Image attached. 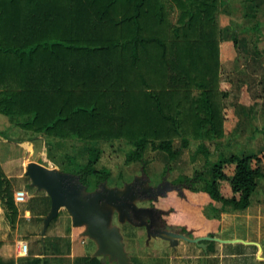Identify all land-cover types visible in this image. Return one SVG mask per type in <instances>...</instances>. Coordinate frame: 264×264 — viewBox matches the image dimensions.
I'll return each instance as SVG.
<instances>
[{
  "label": "trees",
  "instance_id": "obj_1",
  "mask_svg": "<svg viewBox=\"0 0 264 264\" xmlns=\"http://www.w3.org/2000/svg\"><path fill=\"white\" fill-rule=\"evenodd\" d=\"M179 9L168 19L167 3ZM222 0H0V114L33 139L41 134L80 141L122 140L132 145L127 163L146 174L147 149L165 152L169 162L188 148L209 157L206 142L225 135L220 86L219 11ZM238 44V38H233ZM179 139L181 147L176 146ZM100 146L86 161L68 156L64 171L93 190L112 170L98 166ZM233 165L230 175L227 168ZM264 178V156L221 155L212 176L204 170L180 175L160 198L170 203L162 225L200 222L199 209L244 210ZM232 195L223 193V182ZM203 182V187L199 184ZM12 181L0 164V203L15 226L19 208ZM159 198V199H160ZM56 219V218H55ZM199 219V221H198ZM203 222V221H201ZM200 222V223H201ZM193 229H197L192 227ZM0 264H16L0 257Z\"/></svg>",
  "mask_w": 264,
  "mask_h": 264
},
{
  "label": "crops",
  "instance_id": "obj_2",
  "mask_svg": "<svg viewBox=\"0 0 264 264\" xmlns=\"http://www.w3.org/2000/svg\"><path fill=\"white\" fill-rule=\"evenodd\" d=\"M256 4L262 7L256 8L257 10H255L254 7ZM242 8L246 13L257 16L260 20L258 22H264L261 19L264 15V0H252L246 3V5H243ZM245 24L249 27L248 20L242 21L240 25L234 27V34L238 35L236 31H238L240 26ZM249 30L256 32V34H253L254 38H256V35H260L261 40H264V25L261 31H257L256 26L249 27ZM238 36L237 45L234 43L233 45L230 44V39L228 38H226L227 40L222 39L220 43V58L222 59V46L224 44L228 43L234 46V48L240 46L244 55L242 54L240 58L235 57L234 59L235 62L238 60L234 78L238 79L237 82L246 80L247 83L246 85H240L239 90L236 89L237 93L234 95V103L229 104L223 102L226 117L224 123L225 135L218 143L229 144L230 142H243L247 136L251 137L254 131V128H251L252 125L249 122L254 119L261 121L264 118V103L254 104L253 101L255 98L251 99V94L259 96L255 88L256 81L262 75L255 72L254 65L260 63L262 64L261 67H264V47L263 54L256 53V51L254 54H251V50L247 46L248 37ZM231 40L233 41V39ZM252 46L253 44L251 48ZM222 64L221 60V70ZM249 65L251 66L249 67ZM261 100L258 99V101ZM236 101H243V103L235 104L237 103ZM41 137L35 136L33 139H30L31 137L29 135L17 141L4 138L0 145L3 144L9 147L16 146L17 143L29 155V152L34 151L35 143L39 142ZM179 157H177V160ZM26 158L24 157L21 160H17L13 156L11 158H5V162L12 161L16 165L13 172L9 173V171L4 169L12 181L15 192L25 189L20 184L21 181H25L23 179H30L25 175ZM48 162H50V165H46L51 166L53 164L52 167L62 169L52 160L48 159ZM0 164L4 168L1 161ZM262 179L264 180V178ZM26 192V200L16 203L19 208V216L16 222V226H18L17 231L23 227H26V229L33 228L35 230L41 226L44 227V217L51 207L50 197L45 191L36 189L31 195H29L28 191ZM35 195H38L39 202H32V198ZM22 203H25V205H21ZM169 203L170 201L167 198H160L156 203V207L160 210H165ZM205 206H208V204ZM205 206L198 210L201 219L200 222H203L192 223V227L199 230L196 231V229L190 227L187 232H182L183 234H189L191 238L204 237L200 244L180 240L173 247L169 241L161 238L148 239L146 231L147 242L151 246L149 245L146 248L149 250L148 252H144L140 256L139 259L141 260L136 261L134 264H264V185L260 186L259 180L257 191L251 197L249 207L244 210L222 212L216 220H213L204 214ZM0 208L1 210L4 209L1 203ZM3 214L6 216L5 209ZM58 218L51 222L44 240L41 235L38 238L39 235L33 233L30 238L19 240V246L13 247L8 257L13 258L16 264H116V261L111 260L109 256L96 254L98 246L93 239L82 235V229L84 228L73 227L71 224V231H68L69 226L67 227L65 224L64 227H66L67 231H63L62 228L64 227L62 225L64 222L63 220L58 221ZM123 224L126 225L127 222ZM128 224L130 226L132 225L130 223ZM183 225H185L183 220H178L174 223V226L179 230H181ZM10 226L8 225V229H11ZM23 244H28L27 253L21 250ZM152 246L154 247L150 250Z\"/></svg>",
  "mask_w": 264,
  "mask_h": 264
},
{
  "label": "rangeland",
  "instance_id": "obj_3",
  "mask_svg": "<svg viewBox=\"0 0 264 264\" xmlns=\"http://www.w3.org/2000/svg\"><path fill=\"white\" fill-rule=\"evenodd\" d=\"M252 0H222V4L220 6L219 11V23L222 26V30L224 31L222 34L223 40L228 38L230 39V44L233 45V39L235 36L239 39L241 37H248V47L251 50V54L256 53L263 54L264 40L260 35H256V38L253 37V34H256L253 30H249V27L256 26L257 31H261L264 25V22L260 21L257 16H252L251 14L246 13V11L242 8L243 5L249 3ZM168 6V19L176 24L179 19V9L177 6L169 1L167 3ZM254 7V6H253ZM262 7L259 4L255 5L256 8ZM242 19L241 21H239ZM264 20V15L261 17ZM248 20V24L242 25L239 27L238 35L234 34V27L240 25V22H244ZM258 25L260 26L258 28ZM230 29H232L230 31ZM233 32V33H232ZM227 40V39H226ZM253 44L252 48L251 45ZM224 44L222 46V70H221V80L220 86L221 89L227 92L228 96L226 99H223L222 102L225 103H234L235 102V94L237 90H239L240 85H246V80L237 82L238 79L234 78V73L237 71V61L235 62V57H241L243 53L242 48L239 46L234 48V46ZM261 48H260V46ZM264 57V56H263ZM238 59V58H237ZM262 64L256 63L254 65V70L257 73H260L262 77L260 79H256V93L259 96H255L251 94V99L255 98L253 101L254 104L264 103V67H261ZM251 65H249L250 67ZM244 72V71H242ZM246 72H248L246 70ZM249 73V72H248ZM237 76V75H236ZM249 81V80H247ZM238 87V88H237ZM230 97V98H228ZM258 99H262L258 101ZM238 103H243V101H236ZM246 103V102H244ZM224 105V104H223ZM227 105V104H226ZM257 108V107H256ZM252 122V123H251ZM249 122L252 125L251 128H254L251 137H246L243 142H230L227 143H218L219 140L207 141L206 144L212 152L209 157H204L201 153H196L197 146L200 141L191 138V144L188 148H180L181 142L179 139L176 140V146L180 148V157L170 161L171 163V171L165 172V166L169 162V158L165 152L162 151H154L151 148L147 149L145 152L144 158L148 161V165L146 167L147 173L153 174V177H149L153 182H159L162 174H165V179L170 183L176 180L180 175H188L192 176L195 170H204L206 179H210L212 176V168L213 165L219 160L221 155L229 156L231 154H260L261 156L264 153V118L261 121L256 119L251 120ZM258 130V132H256ZM34 136V133H29L26 130L21 129L16 126L8 116L0 114V144L6 138L7 140L17 141L18 139H22L27 136ZM42 136L39 142L35 143L34 151L29 152L30 154L25 152V150L19 145L6 147L5 145H0V161L3 163L4 168L7 171L13 172L16 165L12 161L5 162L6 157L13 156L17 160H21L24 157L26 158V162L28 163L31 160L39 161L43 164L50 165L48 159L52 160L55 164H58L62 169H70L67 164L68 156H77L79 162L86 161L87 149L90 146H100L103 149L102 160L98 164V166L108 167L112 170V176L108 182L109 186H118L125 184L124 182H128L136 175L141 174V163L140 162H130L126 161V154L132 149V145L126 143L122 140H114V141H80L76 139H59L56 137H51L47 135H39ZM262 137V138H259ZM216 141V142H215ZM8 144V143H7ZM263 152V153H262ZM41 153V154H40ZM40 154V156H39ZM48 158V159H47ZM53 166V164L51 165ZM233 165L227 168V172L231 175L233 173ZM4 170V172L6 171ZM64 171V170H63ZM6 173V172H5ZM155 174V175H154ZM7 175V174H6ZM9 178V177H8ZM25 181H21L20 184L25 188L24 190L29 192V195L35 192L36 188L31 185L30 179H23ZM260 186L264 185V180L259 178ZM203 182L199 184V186L203 187ZM124 186V185H123ZM223 193L227 196L232 195V191L230 185L227 181L223 182ZM94 190V189H93ZM160 200V199H159ZM158 200V201H159ZM32 202H39L38 195H35L32 198ZM157 203V202H156ZM21 205H25L22 203ZM156 207V205H155ZM157 208V207H156ZM159 209V208H157ZM4 211V209H2ZM0 208V257L5 259L9 258V254L11 253L13 247L19 246V240H25L30 238L31 235L38 234V238L41 235L42 227L37 230L33 228L26 227L20 228L18 231L16 230L18 226H10L11 224L7 220L5 214ZM160 210V209H159ZM204 214L208 216L210 219L216 220L218 218L217 212H214L209 208V206H205ZM212 212V213H211ZM47 215V214H46ZM45 215V216H46ZM59 217V218H58ZM58 221L63 220V227L65 224L69 228L68 231H71L72 220L70 215L68 214L66 209H61L58 215ZM56 220V219H55ZM114 223H117V220H114ZM8 225L11 229H8ZM121 227V232L124 236L125 248L131 257V261L133 264L136 261L141 259L140 256L143 255L144 252H148L146 249L149 247L150 243L147 242L146 230L143 227H137L134 225H129L128 223L119 224ZM83 228V227H80ZM62 230L67 231L66 227L62 228ZM84 229H82L83 231ZM145 244V245H144ZM42 246V245H41ZM151 246V245H150ZM152 246L150 250L153 248Z\"/></svg>",
  "mask_w": 264,
  "mask_h": 264
},
{
  "label": "water",
  "instance_id": "obj_4",
  "mask_svg": "<svg viewBox=\"0 0 264 264\" xmlns=\"http://www.w3.org/2000/svg\"><path fill=\"white\" fill-rule=\"evenodd\" d=\"M25 175L30 178L33 187L45 191L51 200L50 210L44 217L41 233L43 240L51 222L58 217L61 209L67 210L73 227H83L82 235L96 242L98 246L96 254L109 256L116 264H133L125 248L119 225L126 222L137 227H145L148 239L161 238L169 241L173 247L180 240L200 244L204 239L191 238L189 234L181 233L175 226L163 227L164 211L155 206L138 205L139 195L134 190L136 180L125 183L123 187L109 186L108 182L104 181L94 190H88L80 181L79 175L35 160L26 164ZM146 188L153 190L154 187ZM170 188V182L164 179L162 185L154 192V198L157 200L159 195L166 194ZM115 217L118 223H114Z\"/></svg>",
  "mask_w": 264,
  "mask_h": 264
},
{
  "label": "flooded vegetation",
  "instance_id": "obj_5",
  "mask_svg": "<svg viewBox=\"0 0 264 264\" xmlns=\"http://www.w3.org/2000/svg\"><path fill=\"white\" fill-rule=\"evenodd\" d=\"M166 174V173H165ZM165 174H162V177H160V181L159 182H153L150 180L149 177H153V174L151 173H144L143 170L141 169V174H138L136 176H134L129 182H133L136 180V186H135V191L138 193L139 195V199L137 201L138 205L141 207H147V206H155L156 202L159 200L160 196H158V199L156 200L154 198V192H156L158 190V187L160 185H162V183L164 182L165 179ZM173 182V181H172ZM126 183V182H124ZM124 185V184H123ZM123 185H121L120 187H123ZM147 186H153V190H150L148 188H146ZM165 212V210H162ZM114 220H117L116 217ZM115 222V221H114ZM118 223V222H117ZM128 223V222H127ZM160 224V223H159ZM162 225H159V227H161ZM164 227V226H163ZM162 227V228H163ZM145 228V227H143ZM146 230V228H145ZM147 231V230H146Z\"/></svg>",
  "mask_w": 264,
  "mask_h": 264
},
{
  "label": "built area",
  "instance_id": "obj_6",
  "mask_svg": "<svg viewBox=\"0 0 264 264\" xmlns=\"http://www.w3.org/2000/svg\"><path fill=\"white\" fill-rule=\"evenodd\" d=\"M27 192L25 190H17L14 194L15 202H24L26 200ZM21 250L24 253L28 252V244H23Z\"/></svg>",
  "mask_w": 264,
  "mask_h": 264
}]
</instances>
